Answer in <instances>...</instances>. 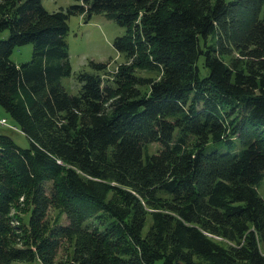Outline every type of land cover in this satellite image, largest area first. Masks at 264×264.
<instances>
[{"label":"trees","instance_id":"trees-1","mask_svg":"<svg viewBox=\"0 0 264 264\" xmlns=\"http://www.w3.org/2000/svg\"><path fill=\"white\" fill-rule=\"evenodd\" d=\"M75 1L0 0V106L30 142L0 133V264H264V0ZM95 14L125 60L71 94L68 21Z\"/></svg>","mask_w":264,"mask_h":264},{"label":"rangeland","instance_id":"rangeland-1","mask_svg":"<svg viewBox=\"0 0 264 264\" xmlns=\"http://www.w3.org/2000/svg\"><path fill=\"white\" fill-rule=\"evenodd\" d=\"M44 7L48 11H56L61 8H66L70 4L76 3L75 0H42ZM69 34L67 35V42L69 47V60L72 66V73L69 76L62 78V84L65 89L71 94H77L80 91V83L77 80V74L79 71L85 69L86 71L93 73L95 70L89 65V60L97 62H109L108 69L113 70L117 66L124 62V57L120 54L113 45L115 37L123 35L126 32V27L119 25L115 20L108 18L104 14H95L88 21L85 22L81 15H72L68 21ZM8 30L2 33V37H8ZM33 45L31 43L24 44L15 47L12 52V60L21 64L27 62L32 57ZM202 63V61H201ZM199 64L202 75H206L208 70ZM143 75H149L144 71L140 72ZM106 77H109L108 75ZM5 117L8 123L16 126V129H12L9 126L0 124V133L10 135L20 146L28 147L30 145L29 139L18 127L17 123L12 119L10 114L0 106V118ZM159 143H152L149 146L150 152H155ZM213 148L223 149L224 145L211 144L208 150ZM258 191L264 198V176L258 185ZM50 216L55 217L56 212L50 210ZM219 238V237H218ZM68 248V244L63 242L59 253V259L64 260L66 258L65 251Z\"/></svg>","mask_w":264,"mask_h":264},{"label":"built area","instance_id":"built-area-1","mask_svg":"<svg viewBox=\"0 0 264 264\" xmlns=\"http://www.w3.org/2000/svg\"><path fill=\"white\" fill-rule=\"evenodd\" d=\"M0 124L9 126L12 129H16L17 128L13 124L8 123V120L6 118H0Z\"/></svg>","mask_w":264,"mask_h":264},{"label":"water","instance_id":"water-1","mask_svg":"<svg viewBox=\"0 0 264 264\" xmlns=\"http://www.w3.org/2000/svg\"><path fill=\"white\" fill-rule=\"evenodd\" d=\"M175 264H179L178 262H176Z\"/></svg>","mask_w":264,"mask_h":264},{"label":"crops","instance_id":"crops-1","mask_svg":"<svg viewBox=\"0 0 264 264\" xmlns=\"http://www.w3.org/2000/svg\"><path fill=\"white\" fill-rule=\"evenodd\" d=\"M1 118H5V117H1Z\"/></svg>","mask_w":264,"mask_h":264}]
</instances>
